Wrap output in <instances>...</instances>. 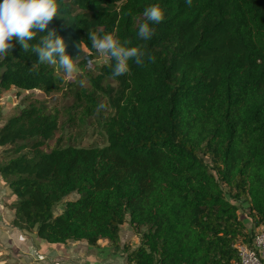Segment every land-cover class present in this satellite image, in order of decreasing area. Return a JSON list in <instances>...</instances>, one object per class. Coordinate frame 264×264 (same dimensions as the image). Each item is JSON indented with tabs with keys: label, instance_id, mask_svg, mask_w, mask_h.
Returning a JSON list of instances; mask_svg holds the SVG:
<instances>
[{
	"label": "trees",
	"instance_id": "16d2710c",
	"mask_svg": "<svg viewBox=\"0 0 264 264\" xmlns=\"http://www.w3.org/2000/svg\"><path fill=\"white\" fill-rule=\"evenodd\" d=\"M152 3L164 19L144 41L137 28ZM57 4L66 19L54 15L45 32L55 28L70 55L79 53L80 41L74 60L89 65L98 57L91 31L129 40L145 53L144 63L130 60V71L113 77L107 57L93 82L109 97L102 104L95 91L58 77V65L40 63L13 38L0 59V92L88 98L85 114L99 135L89 146L56 138L57 110L39 96L22 98L0 126V175L13 196V222L47 243L85 247L100 240L118 246L127 222L140 243L123 249L125 264L236 262V246H251L264 232V0ZM241 200L251 225L240 214Z\"/></svg>",
	"mask_w": 264,
	"mask_h": 264
},
{
	"label": "rangeland",
	"instance_id": "374dc122",
	"mask_svg": "<svg viewBox=\"0 0 264 264\" xmlns=\"http://www.w3.org/2000/svg\"><path fill=\"white\" fill-rule=\"evenodd\" d=\"M79 60V58L74 60L78 65L77 73L69 76L58 67L57 76H62L65 81L72 82L86 92L95 91V99H100L102 104L108 102V95L104 94L103 91H96L93 84L94 78L99 74V68L108 64L107 56L99 53L98 57L93 59L89 65L81 64ZM114 84L115 82L111 83V85ZM102 85H104L103 82ZM28 95L44 98L48 105L57 110L59 131L56 138L60 134H63V137L70 136L72 143L80 146L99 143V135L94 128L95 119L85 114L89 108L88 98L81 97L74 102L69 94L60 92L49 95H43L39 91H22L21 95H18L15 89L0 92V126L23 106L22 98ZM102 107V115H106L111 110L108 109L109 103L105 107L104 105L101 106V109ZM69 108H73V110H68ZM67 111L71 112L75 125L67 122ZM12 199L13 196L9 192V187L0 175V264H75L76 253L74 251L79 246L78 243L69 241L62 245L50 244L42 239L37 230L25 229L16 225L13 222V207L10 204ZM59 209L58 207L55 211H59ZM240 210L241 215H244L245 210L242 207ZM119 234L118 246L122 249L126 247L132 249L140 243V234L134 231L127 222L120 225Z\"/></svg>",
	"mask_w": 264,
	"mask_h": 264
},
{
	"label": "clouds",
	"instance_id": "9594fccd",
	"mask_svg": "<svg viewBox=\"0 0 264 264\" xmlns=\"http://www.w3.org/2000/svg\"><path fill=\"white\" fill-rule=\"evenodd\" d=\"M191 5V0H185ZM58 13L57 0H0V59L10 54L12 40L21 45L24 52H32L40 63L58 65L64 74L71 76L78 72V65L74 57L78 56L80 41L76 47L77 55H70L66 51L67 42L55 28L45 29ZM143 21L137 28V37L148 41L155 32V25L164 19V10L159 3H152L143 9ZM65 21L66 18L62 17ZM37 34H42L36 41ZM91 47L98 53L106 55L113 62L111 75L119 77L130 71L129 61L136 65L144 63L145 53L136 46H130L127 39L121 40L111 32L98 34L89 31ZM149 61L154 57L149 55Z\"/></svg>",
	"mask_w": 264,
	"mask_h": 264
},
{
	"label": "crops",
	"instance_id": "0c3cea01",
	"mask_svg": "<svg viewBox=\"0 0 264 264\" xmlns=\"http://www.w3.org/2000/svg\"><path fill=\"white\" fill-rule=\"evenodd\" d=\"M239 205L245 210V214L241 215L243 221L247 225H251L250 219L247 216L248 203L245 200H241L239 201ZM239 211L241 214V210ZM78 245L74 251L76 253L75 264H125L123 249L120 246L111 245L106 240H100L97 246L85 247L81 243H78Z\"/></svg>",
	"mask_w": 264,
	"mask_h": 264
},
{
	"label": "built area",
	"instance_id": "2783aa9c",
	"mask_svg": "<svg viewBox=\"0 0 264 264\" xmlns=\"http://www.w3.org/2000/svg\"><path fill=\"white\" fill-rule=\"evenodd\" d=\"M236 247L238 260L233 264H264V232L253 235L251 246L239 244Z\"/></svg>",
	"mask_w": 264,
	"mask_h": 264
}]
</instances>
